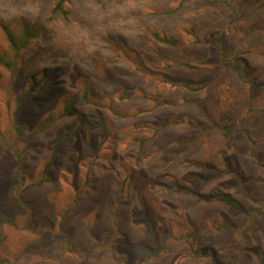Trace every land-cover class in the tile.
<instances>
[{
	"label": "rangeland",
	"instance_id": "374dc122",
	"mask_svg": "<svg viewBox=\"0 0 264 264\" xmlns=\"http://www.w3.org/2000/svg\"><path fill=\"white\" fill-rule=\"evenodd\" d=\"M54 3L0 0V264H264V0Z\"/></svg>",
	"mask_w": 264,
	"mask_h": 264
},
{
	"label": "trees",
	"instance_id": "16d2710c",
	"mask_svg": "<svg viewBox=\"0 0 264 264\" xmlns=\"http://www.w3.org/2000/svg\"><path fill=\"white\" fill-rule=\"evenodd\" d=\"M64 1L66 0H55L53 5V11L59 12L60 14H66L64 9ZM1 31L3 32L10 49L13 50L15 56L18 55V52L27 47L31 41L39 35L38 27L33 26L24 18L17 19L12 25L8 26L6 24H0ZM0 63L5 66H11L12 61L4 60L0 55ZM219 198L225 202L229 200L223 195H219Z\"/></svg>",
	"mask_w": 264,
	"mask_h": 264
}]
</instances>
